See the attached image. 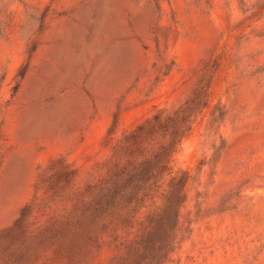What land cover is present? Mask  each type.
Listing matches in <instances>:
<instances>
[{
    "label": "rangeland",
    "instance_id": "374dc122",
    "mask_svg": "<svg viewBox=\"0 0 264 264\" xmlns=\"http://www.w3.org/2000/svg\"><path fill=\"white\" fill-rule=\"evenodd\" d=\"M196 93L167 264H264V0H0V264L127 260L170 183L128 164Z\"/></svg>",
    "mask_w": 264,
    "mask_h": 264
},
{
    "label": "trees",
    "instance_id": "16d2710c",
    "mask_svg": "<svg viewBox=\"0 0 264 264\" xmlns=\"http://www.w3.org/2000/svg\"><path fill=\"white\" fill-rule=\"evenodd\" d=\"M204 98H206L204 93H196L194 98L186 103V108L178 111L174 117L168 118L171 129L168 144L162 146L155 154L142 156L139 163L128 164L132 170L126 174L127 183L130 186L133 184L132 190L137 194L148 196L152 192H158L165 185L167 177L170 178V183L169 190L165 191L167 198L163 208L150 212L137 223L133 220L138 229L135 239L125 246L129 258L115 264H167L174 253L179 242V210L185 201L188 177L186 174L181 177L174 176L172 163L182 141L190 135L192 130V115H186V113L192 108H199L200 105L206 106L208 102H204ZM159 122H161V115H156L152 121L138 128L136 136H141L149 128L160 125ZM134 136L135 134L132 137ZM104 187L105 183L100 181L95 185L94 190L99 193Z\"/></svg>",
    "mask_w": 264,
    "mask_h": 264
}]
</instances>
